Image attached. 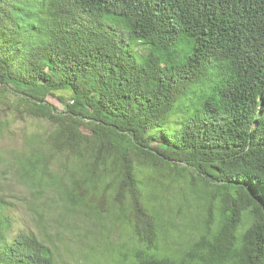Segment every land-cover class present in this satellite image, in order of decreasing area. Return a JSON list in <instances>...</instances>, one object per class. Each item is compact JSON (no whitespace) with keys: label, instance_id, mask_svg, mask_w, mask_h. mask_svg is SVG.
Segmentation results:
<instances>
[{"label":"trees","instance_id":"trees-1","mask_svg":"<svg viewBox=\"0 0 264 264\" xmlns=\"http://www.w3.org/2000/svg\"><path fill=\"white\" fill-rule=\"evenodd\" d=\"M0 164L136 264H264V0H0ZM13 197L0 264H59Z\"/></svg>","mask_w":264,"mask_h":264},{"label":"rangeland","instance_id":"rangeland-1","mask_svg":"<svg viewBox=\"0 0 264 264\" xmlns=\"http://www.w3.org/2000/svg\"><path fill=\"white\" fill-rule=\"evenodd\" d=\"M48 100L60 110L64 107L54 96H48ZM23 124L28 128L36 127L35 122L29 120ZM0 192L14 196L18 225L34 230L42 241L49 244L59 264H136L134 254L138 247L134 246L135 241L128 234L119 236L116 232H106L111 226L109 216L100 227V222L93 223L88 215L67 212L58 204L44 205L34 199L2 164ZM179 234L184 235V227H179ZM114 246L117 251L113 250Z\"/></svg>","mask_w":264,"mask_h":264}]
</instances>
